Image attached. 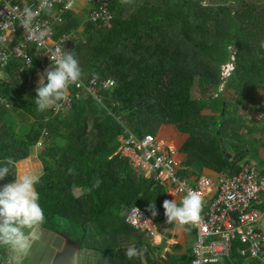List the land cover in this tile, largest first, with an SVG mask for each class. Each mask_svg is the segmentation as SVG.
<instances>
[{"label":"trees","instance_id":"trees-1","mask_svg":"<svg viewBox=\"0 0 264 264\" xmlns=\"http://www.w3.org/2000/svg\"><path fill=\"white\" fill-rule=\"evenodd\" d=\"M227 1L110 0L111 27L86 21L81 33L78 17L65 16L68 22L56 26V37L77 36L68 51L76 54L81 81L115 84L101 91L98 101L72 90L67 106L61 102L60 109L38 111L37 59L31 52L29 68L19 61L8 65L7 78L0 81V98L10 108L0 105V161L10 157L17 164L42 141L37 157L43 174L35 187L45 229L65 234L81 250L107 249L110 264H140L142 251L149 264H160L153 260L156 248L143 232L129 227L123 215L138 207L158 229H172L175 222H166L163 188L144 176L136 177L128 162L115 156L124 131L142 138L172 121L189 135L180 174L199 175L206 168L227 174L238 171L240 157L230 161L225 151L247 152L242 130L250 129L248 135L254 130L242 124L240 111L256 110L263 93L264 0H236L235 5ZM228 64L233 69L223 78L221 67ZM196 82L198 93H194ZM223 85V91H232L231 98L220 96ZM214 95L220 96L221 112L202 115L201 109ZM11 111L19 121L10 118ZM257 144L260 148L262 142ZM96 177L102 182L93 188ZM14 179L10 174L0 186ZM152 204L155 216L149 211ZM121 231L142 234L135 240L139 255L129 259L122 246L124 250H111L110 238ZM183 258V263L175 259L161 264H191L192 257ZM238 262L243 264L240 258Z\"/></svg>","mask_w":264,"mask_h":264},{"label":"built area","instance_id":"built-area-1","mask_svg":"<svg viewBox=\"0 0 264 264\" xmlns=\"http://www.w3.org/2000/svg\"><path fill=\"white\" fill-rule=\"evenodd\" d=\"M82 6L87 7V22L105 29L111 27L114 17L110 0H0V74L14 61L29 68L31 52L39 63V70H45L51 64L48 55L56 47L67 51L72 38L71 35L56 37V26L63 23L65 14ZM25 7L34 14L28 29L21 24ZM230 67L227 65L223 74ZM114 87L112 80L91 79L87 85L81 81L70 89L98 101L101 91ZM0 103L5 105L1 98ZM63 103L67 106L69 101ZM123 134L126 136L120 141L117 156L131 168L153 172L151 180L159 187H169L180 201L189 190L200 193L201 218L196 223H186L196 234L191 264H222L223 258L230 257L234 242L242 245L239 254L248 264L253 260L264 264V170L254 163L241 161L235 174L218 173L215 178L200 175L190 184L179 173L176 150L162 148L153 134L142 138L127 131ZM40 146L38 143L37 147ZM124 222L148 238L157 234V224L141 208H129Z\"/></svg>","mask_w":264,"mask_h":264},{"label":"crops","instance_id":"crops-1","mask_svg":"<svg viewBox=\"0 0 264 264\" xmlns=\"http://www.w3.org/2000/svg\"><path fill=\"white\" fill-rule=\"evenodd\" d=\"M235 2L236 0H230V5H235ZM86 10H87V7L83 8L82 6L80 10L65 14L63 16V23L61 24L62 26L61 25L59 26L63 27L68 22L67 20H65V16L73 15V17H78L79 21L81 22V27L78 30L79 33H81L83 31L82 24L87 21V11ZM67 35H71V33ZM74 39H76L75 35H73V37L71 38L67 46V51H68L69 46L72 44V41H74ZM243 46L245 47L246 45H243ZM228 65L233 67L231 64H228ZM224 68H225L224 66L221 67L222 72ZM44 71L45 70H39V74L36 76L37 85H38L40 76L44 73ZM6 78L7 76L4 71L0 74V81H4L6 80ZM223 88H224V85L221 86L220 88L221 90L220 96L231 98L232 91L231 90L223 91ZM69 92L71 95L72 89H69ZM261 92L263 93H262L261 100L258 101V106L256 109L257 111L256 110L248 111L245 109H241L240 115L242 116V120H243L242 124L251 125L253 126V129H254V130H251L253 131V133L248 135L247 133L250 129L244 128V130H242V135H243L242 139L244 141L245 140L252 141L256 144L257 142H260V143L262 142L259 150H257L258 151L257 154H255L257 159L250 163H254L255 165H257L258 168L264 170V88L262 89ZM220 96L214 95L208 101L207 105L203 109H201V114L208 115V116H217L221 112ZM256 104L257 103L255 102L254 106ZM0 105L1 106L6 105L5 108H8L7 107L8 105L6 104V102H5V105L1 103ZM259 108L261 109V111H258ZM9 109L10 108H8V110ZM9 116L12 120L19 121L17 115L14 114L12 111L10 112ZM245 131H246V134H245ZM154 136H155L156 142L162 148H166V149L171 148L177 151L178 153L177 156H178V161H179L178 170L180 173V170L184 169L183 162L186 159V153L183 152V147L185 146V143L187 142L189 135L179 131V129L171 121L169 123L162 124ZM121 139H122V135L118 138L119 146L116 150L115 156H117V151L120 147ZM38 143L41 144L40 146L41 148L43 146L42 141ZM38 143L31 149V152L27 159L20 161L16 164L17 172L34 171L40 177L42 176L43 166L37 157L39 153L36 154L35 152V150L39 149L37 147ZM245 146H246L245 148L247 151L245 153L243 152V150L236 152L234 149H231V148L229 151H225L227 158H229L230 161H236L240 157L239 158L240 160L238 162V165H239L242 161L241 158L246 153H250L252 150L250 149L248 144H245ZM238 153H241V154L236 159H233L234 156ZM131 169L132 171H134V174L136 175V177L144 176L145 178L149 180H151V178L153 177V172H146V171L141 172V171H136L133 168ZM217 174H218L217 172L206 168L203 170L202 174H199V175H188V176H185L183 174H180V175H182L184 178H187L190 184H194L196 179L200 175H206L211 178H215ZM163 190H164V200L165 199H168V200L175 199L178 204L180 203L179 196L175 195L169 187L163 188ZM125 213L123 215V218L125 216ZM40 231L42 232V236L40 239L34 242L31 253L25 259L24 264H80V262L82 264H104L105 261L107 262V264H110L109 260L107 259V256L104 254V252H106L107 249H104L102 252L91 251V250L86 251L83 249L81 250L79 245L76 242L72 241L65 234L47 230L44 228L43 225L40 226ZM141 235L142 234L140 233L137 234V233H133L129 231H121L120 233H118L117 237L110 238L112 243L114 244V248H111V250L115 249L116 252L117 250L121 251V250H124V249H121V246L127 249L129 245H134L136 248L137 242L135 240H138L139 236L141 237ZM144 237L145 239L148 240V242L152 245V247L156 248L155 251L152 253V256H154L153 260L156 263H160V264L161 262H164V261L174 262L175 259L183 263L184 256L191 257L192 248L196 240V234L193 231V229L189 227L187 224L181 225L178 222H175V226L172 229H158L157 227V234L152 238H148L146 236ZM113 240H115L116 242H113ZM241 247L242 245L239 242H234L230 257L223 258L221 260V263L222 264H239L238 258H240L243 260V264H248L247 260L239 254V248ZM108 250H110V248H108ZM68 252H69V255H68ZM0 255L2 258V261H0V264H6L9 253L5 249L0 248ZM138 261L140 262V264H149L148 260L146 259V254L144 251H142V253L139 255Z\"/></svg>","mask_w":264,"mask_h":264},{"label":"clouds","instance_id":"clouds-1","mask_svg":"<svg viewBox=\"0 0 264 264\" xmlns=\"http://www.w3.org/2000/svg\"><path fill=\"white\" fill-rule=\"evenodd\" d=\"M33 19L32 10L25 7L22 26L28 29ZM48 56L51 64L40 76L35 90L37 98L34 103L38 111L59 108L61 102H68L70 86L78 85L83 75L76 54L72 51L56 47ZM16 167V162L10 157L0 161V180L10 174L15 176L13 181L0 186V248L9 253L6 264H24L34 242L42 236L40 226L45 221L44 210L39 203L40 194L35 187L40 176L34 171L17 172ZM69 174L74 175V170L70 168ZM101 182L99 177L94 178L92 187L98 188ZM162 207L166 222L183 225L200 220L203 201L199 192L189 190L179 204L175 199H165ZM135 211L139 212L137 208ZM149 211L153 216L157 215L155 204L150 205ZM125 255L131 259L138 255V250L134 245H129Z\"/></svg>","mask_w":264,"mask_h":264},{"label":"rangeland","instance_id":"rangeland-1","mask_svg":"<svg viewBox=\"0 0 264 264\" xmlns=\"http://www.w3.org/2000/svg\"><path fill=\"white\" fill-rule=\"evenodd\" d=\"M221 1H223V0H204V4H208V3H213V2H221ZM226 4H228V5H230V1L228 0L227 2H226ZM75 37L77 38V36L75 35ZM71 46V45H70ZM69 46V47H70ZM227 66V65H226ZM226 66H224V67H226ZM233 69V67H230L229 68V72H228V74L230 73V71ZM227 74V75H228ZM227 75H225V74H223V72H222V76H223V78L224 77H226ZM164 82H166V77L163 79V81H162V86H164ZM221 88V87H220ZM198 85H197V82H196V84H195V86H194V93H198ZM227 134V133H226ZM245 143L247 144V140H245ZM250 149H253V151H257V150H259V148H258V144H256V143H254V142H252L250 145ZM39 149H37V150H35V152H36V154H38L40 151H42L43 150V146L40 148V147H38ZM227 148V147H226ZM34 152V151H33ZM35 154V155H36ZM257 158H256V156H255V154H252V152H250V153H246L242 158H241V160L242 161H247V162H252V161H254V160H256ZM68 255H69V252H68ZM80 264H82L81 262H80ZM104 264H107V262L105 261L104 262Z\"/></svg>","mask_w":264,"mask_h":264},{"label":"water","instance_id":"water-1","mask_svg":"<svg viewBox=\"0 0 264 264\" xmlns=\"http://www.w3.org/2000/svg\"><path fill=\"white\" fill-rule=\"evenodd\" d=\"M241 153H238V154H236L235 156H234V158L233 159H236L239 155H240ZM113 242H116L115 240H113Z\"/></svg>","mask_w":264,"mask_h":264}]
</instances>
